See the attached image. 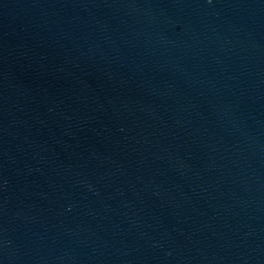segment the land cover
<instances>
[{
	"label": "water",
	"instance_id": "obj_1",
	"mask_svg": "<svg viewBox=\"0 0 264 264\" xmlns=\"http://www.w3.org/2000/svg\"><path fill=\"white\" fill-rule=\"evenodd\" d=\"M0 264H264V0H0Z\"/></svg>",
	"mask_w": 264,
	"mask_h": 264
}]
</instances>
